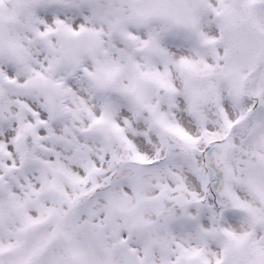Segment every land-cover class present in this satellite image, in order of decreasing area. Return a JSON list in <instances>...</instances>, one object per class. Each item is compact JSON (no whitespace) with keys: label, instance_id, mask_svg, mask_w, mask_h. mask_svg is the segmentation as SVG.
Segmentation results:
<instances>
[{"label":"snow or ice","instance_id":"1","mask_svg":"<svg viewBox=\"0 0 264 264\" xmlns=\"http://www.w3.org/2000/svg\"><path fill=\"white\" fill-rule=\"evenodd\" d=\"M0 264H264V0H0Z\"/></svg>","mask_w":264,"mask_h":264}]
</instances>
